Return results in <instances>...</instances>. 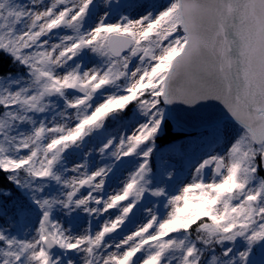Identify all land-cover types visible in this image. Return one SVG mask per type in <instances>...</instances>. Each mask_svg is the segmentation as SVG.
Instances as JSON below:
<instances>
[{
	"label": "snow or ice",
	"instance_id": "snow-or-ice-1",
	"mask_svg": "<svg viewBox=\"0 0 264 264\" xmlns=\"http://www.w3.org/2000/svg\"><path fill=\"white\" fill-rule=\"evenodd\" d=\"M0 173V264H264V0H0Z\"/></svg>",
	"mask_w": 264,
	"mask_h": 264
},
{
	"label": "trees",
	"instance_id": "trees-1",
	"mask_svg": "<svg viewBox=\"0 0 264 264\" xmlns=\"http://www.w3.org/2000/svg\"><path fill=\"white\" fill-rule=\"evenodd\" d=\"M183 137V134L175 132L170 125L169 121L167 120V127L165 129V132L162 133L158 139V143L161 146H164L169 143H173ZM6 177L3 173H0V186H4L7 184Z\"/></svg>",
	"mask_w": 264,
	"mask_h": 264
},
{
	"label": "water",
	"instance_id": "water-1",
	"mask_svg": "<svg viewBox=\"0 0 264 264\" xmlns=\"http://www.w3.org/2000/svg\"><path fill=\"white\" fill-rule=\"evenodd\" d=\"M169 111L173 114V118H169L172 120V122H174V119L175 121H180L182 119L188 118V114L183 110L182 106L170 108Z\"/></svg>",
	"mask_w": 264,
	"mask_h": 264
},
{
	"label": "rangeland",
	"instance_id": "rangeland-1",
	"mask_svg": "<svg viewBox=\"0 0 264 264\" xmlns=\"http://www.w3.org/2000/svg\"><path fill=\"white\" fill-rule=\"evenodd\" d=\"M165 147V146H164Z\"/></svg>",
	"mask_w": 264,
	"mask_h": 264
}]
</instances>
